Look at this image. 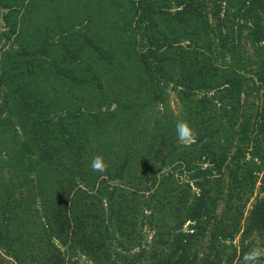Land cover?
I'll list each match as a JSON object with an SVG mask.
<instances>
[{"label": "trees", "instance_id": "trees-1", "mask_svg": "<svg viewBox=\"0 0 264 264\" xmlns=\"http://www.w3.org/2000/svg\"><path fill=\"white\" fill-rule=\"evenodd\" d=\"M0 9V264H242L264 247V0Z\"/></svg>", "mask_w": 264, "mask_h": 264}, {"label": "clouds", "instance_id": "clouds-1", "mask_svg": "<svg viewBox=\"0 0 264 264\" xmlns=\"http://www.w3.org/2000/svg\"><path fill=\"white\" fill-rule=\"evenodd\" d=\"M177 140L180 145L187 146L196 140V133L188 122L180 120L176 123ZM91 169L94 172L104 173L107 164L103 157L97 155L92 158ZM242 264H264V247L253 246L242 258Z\"/></svg>", "mask_w": 264, "mask_h": 264}, {"label": "rangeland", "instance_id": "rangeland-1", "mask_svg": "<svg viewBox=\"0 0 264 264\" xmlns=\"http://www.w3.org/2000/svg\"><path fill=\"white\" fill-rule=\"evenodd\" d=\"M2 12H3V10L2 9H0V14H2ZM3 25H4V22H3V20H2V18H0V30H2L3 29ZM170 96H171V103H172V108H174L176 111H177V109H178V104H177V102H176V100H175V93L174 92H171L170 93ZM255 98V97H254ZM251 204V203H250ZM249 204V205H250ZM248 205V206H249ZM11 264H15L13 261H11Z\"/></svg>", "mask_w": 264, "mask_h": 264}]
</instances>
